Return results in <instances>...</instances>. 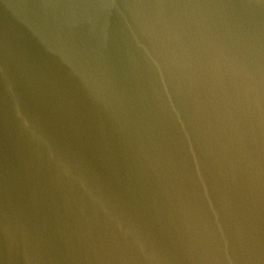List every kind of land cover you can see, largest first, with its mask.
Instances as JSON below:
<instances>
[{"label":"water","instance_id":"obj_1","mask_svg":"<svg viewBox=\"0 0 264 264\" xmlns=\"http://www.w3.org/2000/svg\"><path fill=\"white\" fill-rule=\"evenodd\" d=\"M0 264H264V0H0Z\"/></svg>","mask_w":264,"mask_h":264}]
</instances>
